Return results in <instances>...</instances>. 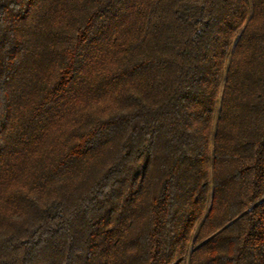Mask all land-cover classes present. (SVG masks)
Masks as SVG:
<instances>
[{"label":"trees","instance_id":"obj_1","mask_svg":"<svg viewBox=\"0 0 264 264\" xmlns=\"http://www.w3.org/2000/svg\"><path fill=\"white\" fill-rule=\"evenodd\" d=\"M0 264H264V0H0Z\"/></svg>","mask_w":264,"mask_h":264}]
</instances>
